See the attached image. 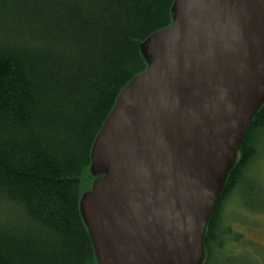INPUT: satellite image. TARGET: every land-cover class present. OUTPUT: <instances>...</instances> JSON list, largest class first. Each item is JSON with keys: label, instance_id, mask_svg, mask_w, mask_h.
I'll list each match as a JSON object with an SVG mask.
<instances>
[{"label": "water", "instance_id": "1", "mask_svg": "<svg viewBox=\"0 0 264 264\" xmlns=\"http://www.w3.org/2000/svg\"><path fill=\"white\" fill-rule=\"evenodd\" d=\"M91 150L98 264H201L207 222L264 103V0H175Z\"/></svg>", "mask_w": 264, "mask_h": 264}, {"label": "trees", "instance_id": "2", "mask_svg": "<svg viewBox=\"0 0 264 264\" xmlns=\"http://www.w3.org/2000/svg\"><path fill=\"white\" fill-rule=\"evenodd\" d=\"M174 2L0 0V264H98L80 211L101 176L91 150L119 94L149 67L144 43L173 23ZM263 133L264 103L207 222L201 264L234 261L224 240L242 237L221 212L250 186Z\"/></svg>", "mask_w": 264, "mask_h": 264}, {"label": "rangeland", "instance_id": "3", "mask_svg": "<svg viewBox=\"0 0 264 264\" xmlns=\"http://www.w3.org/2000/svg\"><path fill=\"white\" fill-rule=\"evenodd\" d=\"M259 142L246 172L250 186L242 185L228 195L221 212L224 225L242 237L239 242L224 240L222 251L234 259L230 264H264V133Z\"/></svg>", "mask_w": 264, "mask_h": 264}]
</instances>
